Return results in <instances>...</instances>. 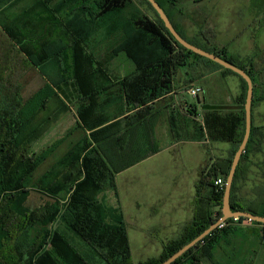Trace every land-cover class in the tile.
<instances>
[{"label":"trees","instance_id":"obj_1","mask_svg":"<svg viewBox=\"0 0 264 264\" xmlns=\"http://www.w3.org/2000/svg\"><path fill=\"white\" fill-rule=\"evenodd\" d=\"M155 1L181 38L244 70L253 81L251 69L247 68L251 60L238 62L225 46L208 48L187 40L173 21V16L182 13L176 5L177 0ZM144 2L153 11L150 4ZM130 4V0H0L1 35L20 51L32 68L36 70L44 64L46 72L50 70L43 75V85L23 104H19L15 97L10 100L15 105L0 102V264H90L61 231L53 228L58 218L65 230L85 244L103 264H132L120 208L108 206L100 196L108 192L116 196L115 175L156 153L153 134L161 113L156 103L172 91L177 70L186 68L190 59L214 65L240 82L238 112L202 106L199 114L192 105L168 111L174 142L209 141L233 145L230 157L222 165L217 162L215 171L207 176L214 180L219 177L225 182L232 157L243 136L244 81L231 71L181 47L154 11L155 20L139 15L134 22L126 24L122 13ZM56 13L65 22L59 33L66 41L52 38L56 34L43 27L44 18L37 19L41 14L56 16ZM107 14L113 16L102 21ZM6 15L10 16V21ZM87 19L102 24L90 27L93 25L88 24ZM17 30L30 32L32 36L28 38L30 34H27L21 38L19 33L16 34ZM97 31L104 33L101 39L105 45L103 54L100 52L102 42L99 47L91 42ZM121 32L126 36L121 37ZM114 40L118 42V54H125L134 67L131 73L117 81L120 86L117 92L114 91L116 84L105 75L108 72L106 62L117 53L115 49L112 53L107 48ZM29 43L34 46L30 47ZM93 57L103 58L105 62L96 63ZM86 64L89 67L96 64L97 68L74 75ZM54 70L60 72L61 77H53ZM66 73L72 75L65 77ZM63 94L76 108L73 128L39 153L27 156L23 148L34 144L50 125L69 111ZM120 99L125 110L116 115L123 116L122 121L107 124L108 118L101 112L103 107ZM251 134L252 130L236 167L230 205L234 211L264 216V212L258 214L251 203L235 200ZM65 143L67 149L64 153L36 177V171ZM205 179L202 175L198 192L201 186L209 184ZM211 187L210 202L216 212H210L199 203L192 222L178 238L163 247L160 258L140 264H160L220 217L224 186L219 189L213 182ZM30 190L44 194L52 202L19 217L10 206ZM237 220L263 228L252 233L264 237V224L244 218ZM247 234L243 225L228 219L172 264H220L216 260L220 252L237 245V239L243 244L242 236Z\"/></svg>","mask_w":264,"mask_h":264},{"label":"crops","instance_id":"obj_2","mask_svg":"<svg viewBox=\"0 0 264 264\" xmlns=\"http://www.w3.org/2000/svg\"><path fill=\"white\" fill-rule=\"evenodd\" d=\"M250 39L252 44L247 47L249 49L247 52L239 55L228 52L238 62L244 63L245 60H251L247 68L251 69L253 75L251 143L249 153L241 165L243 175H240L238 179V189L235 192V197L243 203L249 201L252 203L251 200L256 199L254 197L244 198L246 193L241 191L242 186L248 184V175L255 173L257 176L264 177V172L260 170L264 161V138H262L264 135V54L254 53L253 50L257 48L255 47L256 42L252 37ZM99 61L105 62L103 58H100ZM106 63L109 71L105 75L112 83L116 84L114 91L117 92L120 87L117 81L131 73L134 67L131 70L126 61L115 62L114 58ZM121 66H123L122 71H120ZM190 66L192 67L189 68ZM187 67L191 69L192 77L189 79L188 74H182L181 70H177L172 91L159 100L163 102L164 106L154 128L156 153L115 175L116 196L111 197L112 192L100 196L108 206H119L124 220L130 255H132L131 240L143 242L144 249L157 247L162 251L168 242L178 238L184 228L192 222L194 213L200 206L199 203L208 208L210 212H216L210 202L211 183L214 182V179L207 176L215 171L217 162L222 165L230 157L233 145L209 141L174 142L168 123V111L174 108L181 110V108L192 105L196 107L199 114L202 106L238 112L240 109L238 102L241 92L240 82L235 76L224 74L220 70L210 68L193 59L189 60ZM194 86L201 88L202 97L196 98L198 106L188 103L184 97L186 89ZM124 110L125 105L120 99L117 103L112 102L104 106L101 112L106 115L109 121L107 124H109L114 121H122L123 116L119 117L116 114ZM75 122L76 115L73 125L68 130L73 128ZM144 170L148 185L142 190L140 187L136 188L135 184L143 179ZM138 172H142V175L136 179ZM157 174H161V177H158ZM202 175L207 178L205 180L209 184L201 186L198 192ZM127 182H129V187L124 190V184ZM249 187L251 189V186ZM239 192L242 194L241 197L238 196ZM258 228L261 231V227L250 223L243 225V230L247 233Z\"/></svg>","mask_w":264,"mask_h":264},{"label":"rangeland","instance_id":"obj_3","mask_svg":"<svg viewBox=\"0 0 264 264\" xmlns=\"http://www.w3.org/2000/svg\"><path fill=\"white\" fill-rule=\"evenodd\" d=\"M130 2L131 4L122 13V19L126 22V24L134 22L139 15L146 16L151 20L156 19L154 12L148 7L147 4H145L144 0H130ZM176 5L179 7L182 13L180 16H173V21L176 23L177 27L187 40L194 41L198 45L208 48L219 49L225 46L229 53L239 55L249 50L247 47L251 46L252 41L250 38L252 37L256 42L255 47H257L253 50L254 53L264 54V0H177ZM6 16L7 20L10 21V16ZM40 16L37 17V19L44 18L46 21L43 27H48L56 34L52 36V38H62L66 41L65 37H63V34L59 33L61 31V27L65 24L64 21L59 19V14L56 16H53V14H41ZM112 16L113 14H107L105 18L102 19V21L110 20ZM86 22L90 25H93L90 27H94V25L97 24L100 25V23L102 24V22H95L88 19ZM1 34L2 33H0V102L6 101V104L15 105L13 104L14 102L10 101L13 97H15L19 104H23L43 85L44 76H46L50 70L46 72L47 67L44 64H40L36 70L32 68L20 51ZM16 34L20 35L21 38H25V36H28L27 34H30V32L21 33L17 30ZM102 34L104 35V33L101 31L96 32L95 36L91 40L94 46H100V43L102 42L101 39L103 37ZM44 35L47 36V33ZM31 36L32 35L30 34L28 38H31ZM122 36H126L125 32H121V37ZM29 44L30 47L34 46L33 43ZM104 46V42H102L100 50L101 54L104 53ZM117 47L118 42L116 40L110 41V43L107 45V48H109L112 53L114 52V49H117ZM85 53H87V51H85ZM115 54L116 56H113L115 62L118 60L126 61L131 70L133 69V65L131 62L127 61L125 54H118V52ZM59 58L60 57H58V59ZM92 60L96 63L99 61V59L96 57H93ZM198 62H201L215 70H219L216 66L205 63L200 59H198ZM92 65L93 67H89L88 65L86 67L81 66L79 68V72L74 75H82L89 71H93L91 68H97L96 64ZM60 66H63V64L61 63ZM191 67L192 66L189 68ZM58 68L60 69V67ZM122 68L123 66H121L120 71H122ZM189 68L186 67L181 69V73L188 74V78L190 79L192 77V73L190 72L191 69ZM39 70H41V72ZM61 70L62 68L60 71ZM105 70L108 69L105 68ZM52 74L55 78L61 77V73H57L55 70L52 71ZM71 75V73H66L65 77ZM64 94L62 95L63 101H65V103L68 105L69 111L59 117V119L52 124L50 129L39 141H37L35 144H32L31 146L27 145L23 148V151L25 154L27 153V156H30L33 153H39L42 149H45L56 139L62 137L68 128L73 125L75 119V106L67 101V99L64 97ZM184 97L188 103H194L197 106L199 105L196 98H192L186 94H184ZM198 97L201 98V94H199ZM156 104L161 111L164 106L163 102L158 101ZM66 149L67 143L62 145L52 156L49 157V159L41 166V168L36 171L35 176L37 177L39 174H42L46 168L55 161V159L64 153ZM260 170L264 172V161L262 162ZM144 172L145 170L143 171V179L137 181L135 184L136 188L140 187L142 190L148 185ZM140 175H142V172H138L136 174V179ZM157 175L158 177H161V174ZM247 183L248 186L244 185L241 189L242 192L246 193L244 194V198H256L251 200V206L258 214H261L264 212V177L257 176L255 173L253 175L251 173L248 175ZM249 186H251V189ZM128 187L129 182L124 184V190H127ZM238 196L241 197L242 194L239 192ZM111 197H113V194ZM235 200L237 201L238 199L236 198ZM51 202L52 200L44 194L30 190L26 195H21L16 198V200L11 204L10 208L17 216L23 217L30 210L43 208L44 206H48ZM53 228L59 232L64 231L62 232L63 235L66 236L73 247L78 249V251L88 263L103 264L85 244H83L71 232L67 231V229L65 230L59 218L53 224ZM255 231H260V228L255 229ZM242 239L244 241L243 244L241 240L237 239V245L228 247L225 252H220V257H217L216 260L220 261V264H264V237L258 236L256 233L249 232V235L247 234L246 236H242ZM131 241L132 264H140L149 259L160 258V255L157 256V254H161L162 251L157 247L144 249L142 247V244H144L143 242L141 243L138 240L136 242L134 240ZM239 244L241 245L240 247H238ZM143 253L148 254L141 256L140 254ZM245 258L247 259L246 262Z\"/></svg>","mask_w":264,"mask_h":264},{"label":"water","instance_id":"obj_4","mask_svg":"<svg viewBox=\"0 0 264 264\" xmlns=\"http://www.w3.org/2000/svg\"><path fill=\"white\" fill-rule=\"evenodd\" d=\"M146 1L150 4L151 8L153 9L157 17L160 19L163 26L169 33V35L172 37V39L176 43H178L184 49L206 60H209L215 64H218L219 66H221L222 68L226 70L231 71L232 73L239 76L245 83V99L243 103V111H244L243 136L232 157L229 171L225 178L222 204H221V210H220L221 215L207 229L202 231L195 238H193L191 241L183 245L176 252H174L171 256H169L167 259H165L163 262L160 263V264H172L175 260L181 257L189 249L193 248L197 243H199L207 235H209L210 232L218 228L221 224H223L228 219L244 218L251 222L264 224V216H257V215L250 214L248 212L234 211L230 205V192H231V187H232V182H233V178L235 175L236 167L239 163L241 155L244 153L246 144L249 139L250 130H251V104H252L253 83H252L250 76L244 70L239 69L238 67L234 66L230 62L223 60L219 56L214 55L213 53L206 52L202 50L201 48H198L188 43L183 38H181L180 35L176 32V30L172 26L167 15L164 13L162 8L158 5V3L155 0H146Z\"/></svg>","mask_w":264,"mask_h":264},{"label":"built area","instance_id":"obj_5","mask_svg":"<svg viewBox=\"0 0 264 264\" xmlns=\"http://www.w3.org/2000/svg\"><path fill=\"white\" fill-rule=\"evenodd\" d=\"M185 93L189 96H191L192 98H197L198 95L201 93V88L198 87V86H194V87H189L186 89ZM214 186L218 187L219 189H221L223 186H224V181L221 179V178H216L214 180ZM233 222L236 223L237 225H244L243 222L241 223H238V220L237 218L236 219H233ZM219 227H222V224L219 226Z\"/></svg>","mask_w":264,"mask_h":264}]
</instances>
